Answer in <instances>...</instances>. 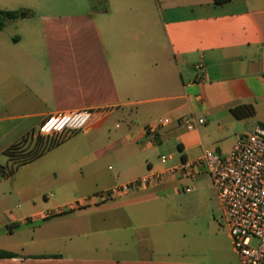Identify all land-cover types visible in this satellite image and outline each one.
<instances>
[{"label":"crops","instance_id":"0c3cea01","mask_svg":"<svg viewBox=\"0 0 264 264\" xmlns=\"http://www.w3.org/2000/svg\"><path fill=\"white\" fill-rule=\"evenodd\" d=\"M0 9L31 13L0 30V153L51 115L94 114L59 144L71 143L72 160L59 200L0 196V250L16 255L0 264H239L223 218L210 245H186L171 199L188 178L167 172L201 158L206 136L230 151L264 124V0H0ZM239 105L255 115L237 119ZM184 117L207 122L188 130ZM118 119L125 125L110 126ZM110 160L115 175L102 170ZM157 173L147 188L75 207Z\"/></svg>","mask_w":264,"mask_h":264},{"label":"built area","instance_id":"2783aa9c","mask_svg":"<svg viewBox=\"0 0 264 264\" xmlns=\"http://www.w3.org/2000/svg\"><path fill=\"white\" fill-rule=\"evenodd\" d=\"M203 64L198 66L199 69ZM93 111L80 110L47 117L38 127L42 137H70L85 130L92 121ZM206 118L184 117L179 123L188 130L204 126ZM158 124L167 126L170 119H159ZM163 161L168 157L163 156ZM206 170L211 178L224 211L239 264H264V127L257 124L246 134L239 135L231 150L222 154L206 149L198 160H184L167 173L178 174L195 181ZM164 174H151L130 183L115 186L78 201L75 207L86 203L97 204L128 194L135 189L147 188L163 180ZM194 188L187 187L186 193Z\"/></svg>","mask_w":264,"mask_h":264},{"label":"rangeland","instance_id":"374dc122","mask_svg":"<svg viewBox=\"0 0 264 264\" xmlns=\"http://www.w3.org/2000/svg\"><path fill=\"white\" fill-rule=\"evenodd\" d=\"M115 123L125 125L122 120H113ZM114 128H112L113 131ZM2 130H0V134ZM67 137H42L35 132L13 151L12 155L17 158L32 152L37 145L50 147L44 155L36 160L19 167L16 172L6 178L0 177V196L12 195L14 200H35L53 202L59 200L60 192L56 191V185L61 179L62 167L69 166L72 162L68 158L66 151H69L71 143L59 146ZM204 149H211L215 152L225 154L230 149V142L213 141L210 137H204ZM59 143V144H58ZM6 145L0 144V148ZM67 156V159L65 157ZM62 160H69L62 162ZM11 161L7 155L0 153V165L10 166ZM102 170L109 175H115L118 171L116 162L110 160L103 165ZM2 169H0V174ZM185 187L194 188L192 193L181 191L180 194L172 197V210L176 219L183 224L186 245H193V242L200 241L202 245H207L217 228H222L224 221V211L217 197V193L212 186L211 178L206 170L197 176L195 181L190 178L184 180ZM20 191V195L16 193ZM223 218V221H222ZM183 235V236H184Z\"/></svg>","mask_w":264,"mask_h":264},{"label":"trees","instance_id":"16d2710c","mask_svg":"<svg viewBox=\"0 0 264 264\" xmlns=\"http://www.w3.org/2000/svg\"><path fill=\"white\" fill-rule=\"evenodd\" d=\"M225 1H227V0H215L216 3H223ZM30 16H31V13L27 10L8 11V10L0 9V30H3L5 28L8 21L16 20V19H27ZM231 112L233 113V115L237 119H244V118L254 116L255 115V108L253 105H239V106H235L234 108H232ZM260 125L264 127V124H260ZM32 135L33 134H31L29 136H32ZM29 136H27L26 138H24L20 142H23ZM20 142L17 144H14L5 152V155L8 156V158L10 159V161L12 163L10 166H8V165L1 166L0 165V169H2V172L0 174L1 178H6V177L12 176L19 167L36 160L37 158L44 155L45 152H47L53 146H55V145H53L50 147H42V146L37 145V147L32 152H29L23 156L15 158L12 155V153L19 146ZM15 256L16 255L13 253H9V252L0 250V259L12 258Z\"/></svg>","mask_w":264,"mask_h":264}]
</instances>
